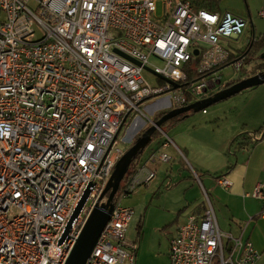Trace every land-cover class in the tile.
I'll return each mask as SVG.
<instances>
[{"label": "built area", "instance_id": "2783aa9c", "mask_svg": "<svg viewBox=\"0 0 264 264\" xmlns=\"http://www.w3.org/2000/svg\"><path fill=\"white\" fill-rule=\"evenodd\" d=\"M158 1L0 0V264H66L107 201L126 151L120 132L133 113L165 93L178 108L225 86L213 69L230 60L223 41L238 40L247 20L197 0H162L157 14ZM244 59L231 63L236 71ZM147 68L166 85L150 84ZM263 136L264 128L252 134ZM171 143L167 137L163 147ZM171 160L157 149L137 166L85 264L136 263L138 240L127 238L135 210L121 200L155 179L152 163ZM217 183L232 185L226 175ZM252 196L264 200L263 184ZM169 257L170 264H257L261 253L223 231L209 201L178 227Z\"/></svg>", "mask_w": 264, "mask_h": 264}, {"label": "crops", "instance_id": "0c3cea01", "mask_svg": "<svg viewBox=\"0 0 264 264\" xmlns=\"http://www.w3.org/2000/svg\"><path fill=\"white\" fill-rule=\"evenodd\" d=\"M212 10L220 13L229 11L243 17L239 11L223 10L219 5ZM248 14L250 16L249 11ZM260 14L264 15V11ZM250 20L252 22L251 17ZM247 22L249 25L248 20ZM246 29L238 40L223 41V45L231 51V58L217 69L219 75L220 70L231 65L237 60L235 56L244 50L239 44L244 40ZM252 38H255L254 33ZM198 61L199 57H196L192 65L195 66ZM253 73L241 74L239 79ZM239 79L227 82H222L221 79V82L226 87L228 83ZM219 90L203 98L213 96ZM216 103L211 109L191 110L180 122L167 124V135L161 129V135L154 138L138 159L137 166L157 149L166 151L172 157L168 163L151 164L156 177L146 187L150 200L149 206H142L144 209H141L142 214L139 217L143 222L142 234L146 239L150 227L153 233L170 227L168 234H176L178 227L189 216L203 214L207 203L202 187L206 183L220 228L235 237L250 240L261 253L257 264H264V200L252 196L257 184H263L264 188V136L257 140L252 138L253 133L264 128V83L244 89ZM171 108L172 104L162 111ZM167 137L172 143L163 147ZM222 175L231 179L230 187L224 188L217 183V178ZM168 181H171L169 186ZM203 190L206 193V189ZM134 218L127 232L130 240H137L140 235L136 225L134 227ZM132 226L136 231L130 233Z\"/></svg>", "mask_w": 264, "mask_h": 264}, {"label": "rangeland", "instance_id": "374dc122", "mask_svg": "<svg viewBox=\"0 0 264 264\" xmlns=\"http://www.w3.org/2000/svg\"><path fill=\"white\" fill-rule=\"evenodd\" d=\"M218 5L223 10L228 9L232 11H239L242 16L249 21V25L244 35V40L239 44L240 47H244L243 45L245 41L248 38L252 37L253 33L255 36V40L261 38V36L264 34V15L260 14V12L264 11V0H220ZM248 11L250 12V16L248 14ZM161 13L162 0H159L157 14ZM250 17L252 19V22L250 20ZM263 54L264 50L254 53L252 56L254 57V60L249 63L246 62L247 60L245 56L243 67L240 71H236L234 67L230 64L223 67L220 70L222 82H227L233 79H239L241 74H251L255 72L257 68H259V65L262 63V60L264 59L261 57ZM152 60L156 64H162V62L157 60L156 58H152ZM143 74L146 80L154 86L166 85L165 81H163L160 77H158L147 69L143 71ZM171 104L172 99L169 93H165L160 96H155L145 100L144 103L140 106V111L136 110L133 113V118H130L127 121L126 125L120 132V136H123V138L125 139V143L122 144L123 149L128 150L132 146V142L135 136L137 134H140L142 130L151 127L157 114H159V111H162L163 108L170 107ZM215 104L217 103L210 104L206 107V109H211V107ZM163 128L166 130L163 131V133L166 134L168 132L167 125H164ZM159 131L162 132L161 129ZM153 141L154 138L151 139V142L146 146V148L149 147ZM154 185L155 183L153 184V186ZM146 187L147 186L140 187L131 196H126L121 200L122 205L134 208L135 215L138 214L137 216L134 215L135 218L133 220L134 227L136 225V230L138 234H140L138 235L139 239H137L139 243V251L136 256L135 264H169L170 241L172 236L175 235V233L168 234V230L170 229V227L158 230L157 233H153L152 228L150 227L147 230L148 235L146 239L143 237L142 234L143 222L139 220V217L140 214H142L141 209H144V207L149 206L150 200V197L148 198L149 190H147ZM203 188L206 189V193ZM202 192L205 196L206 203H208L209 201L213 203L212 196L206 183H203ZM206 194L208 196H206ZM207 197L209 200L207 199ZM132 229L133 230H130V233L136 231L133 226ZM144 239L145 241L143 242ZM224 242L226 244L227 240H224ZM88 256L89 255H87L86 258H88Z\"/></svg>", "mask_w": 264, "mask_h": 264}, {"label": "water", "instance_id": "95a60500", "mask_svg": "<svg viewBox=\"0 0 264 264\" xmlns=\"http://www.w3.org/2000/svg\"><path fill=\"white\" fill-rule=\"evenodd\" d=\"M195 54H198V50H195ZM261 57L264 58V54ZM147 69L149 70V68ZM166 80L171 82L174 87L178 86V84L173 82L172 80ZM262 83H264V71L236 81L235 83L217 91L213 96L197 100L182 107L173 108L166 112L160 119L154 121L153 125L149 127L145 131V133L128 150H126L125 153L118 160L113 171L112 177L103 193V196L105 194L108 195L107 201L105 203H102L101 205H97L93 210L66 264H85L87 255H90L105 224L109 220L110 213L114 208L113 200L120 188L121 182L123 181L124 177L128 172L129 167L131 166L133 160L136 158L141 149H143L149 144L154 133L157 130L161 129L162 124L179 114L186 113L191 110H202L212 103L219 102L223 99H226L241 92L244 89L260 85ZM88 194L89 190L85 192L83 199L77 207L73 218L78 215ZM69 228L70 225L68 227V230ZM63 239L64 238H62L61 242L63 241Z\"/></svg>", "mask_w": 264, "mask_h": 264}, {"label": "trees", "instance_id": "16d2710c", "mask_svg": "<svg viewBox=\"0 0 264 264\" xmlns=\"http://www.w3.org/2000/svg\"><path fill=\"white\" fill-rule=\"evenodd\" d=\"M220 0H197V6L198 7H205L208 9H215L216 7H218V3ZM261 50H264V34L261 36V38L254 40L253 44L251 45V47L249 49L243 50L240 52L239 55L235 56L236 59H240L243 55L246 56V62H252L254 60L253 54L256 52H259ZM234 58V56H233ZM197 61V60H196ZM219 67L214 68L213 70H217ZM212 70V71H213ZM264 71V59L262 60V63L259 65V68L253 73V75L259 73L258 72ZM251 76V75H250ZM241 80V78L239 79ZM237 80V81H239ZM234 82H230L227 84V86L235 83ZM196 100H194V98H192L191 96H188V101L187 104H190L192 102H194ZM173 109V108H171ZM164 110V111H159V114H157L156 118L154 121H157L158 119H160L166 112H168L169 110ZM189 114V112L186 113H182L179 114L175 117H173L172 119L168 120L167 122H165L164 124H162L161 129L164 131L165 129L163 128L164 125L167 124H175L180 122L182 119H184V117H186ZM127 121L125 122L124 126L126 125ZM147 129H144L141 131L140 134H138L137 136H135V138L133 139L132 145L145 133ZM161 135V132L159 130H157L152 138L158 137ZM146 147H144L143 149H141V151L138 153V155L136 156V158L133 160L131 166L128 169V172L126 174V176L124 177L123 181L120 184V189L126 184V182L128 181V179L133 175V173L136 171L137 168V160L141 157V155L143 154L144 150Z\"/></svg>", "mask_w": 264, "mask_h": 264}, {"label": "flooded vegetation", "instance_id": "af4514ba", "mask_svg": "<svg viewBox=\"0 0 264 264\" xmlns=\"http://www.w3.org/2000/svg\"><path fill=\"white\" fill-rule=\"evenodd\" d=\"M255 40V38H250L249 40H248V42L246 43V45L244 46V50H246V49H249L250 47H251V45L253 44V41Z\"/></svg>", "mask_w": 264, "mask_h": 264}]
</instances>
